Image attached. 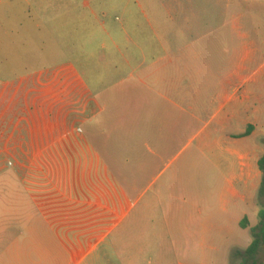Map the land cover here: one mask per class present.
Returning a JSON list of instances; mask_svg holds the SVG:
<instances>
[{
	"label": "rangeland",
	"instance_id": "374dc122",
	"mask_svg": "<svg viewBox=\"0 0 264 264\" xmlns=\"http://www.w3.org/2000/svg\"><path fill=\"white\" fill-rule=\"evenodd\" d=\"M230 68L225 131L252 126L246 147L205 126ZM263 68L264 0H0V217L17 229L33 205L62 243L93 200L102 225L82 248L102 264H264V247L244 257L260 187L239 182L264 149ZM166 96L200 102L166 109L174 137L152 123ZM156 132L169 143L155 158Z\"/></svg>",
	"mask_w": 264,
	"mask_h": 264
},
{
	"label": "crops",
	"instance_id": "0c3cea01",
	"mask_svg": "<svg viewBox=\"0 0 264 264\" xmlns=\"http://www.w3.org/2000/svg\"><path fill=\"white\" fill-rule=\"evenodd\" d=\"M244 48L246 54H237L236 57H239V59L244 62L242 66L241 63H239V73L248 74L247 59L249 60V54H247V46ZM262 48L263 46L261 49ZM261 49L259 48L258 51ZM261 69L262 67L254 71L255 75H259V73H261ZM231 70L232 68H230L223 78L219 80L222 81L221 86L223 93L218 94V98L220 99L217 103L218 109H216L213 115H211L205 126L216 123L218 127L221 129L223 128V133L221 135L223 140L227 139L230 144L233 143L238 146L244 144V147H246L250 146L249 143L254 137L255 132H251L248 135L246 134L244 138H235L231 135L232 131H225L228 126L232 125L233 120L231 117L233 115V104L231 99H226L227 91L231 87ZM257 81H259L261 83L260 85L264 87V77L261 79L257 78ZM218 87L219 84H217V88ZM173 88H180V86H174ZM175 91L179 92L178 94L184 95L183 93H180L184 92V90L177 89ZM160 92L168 95L165 91ZM161 98L164 99L166 104L163 107H156L158 110L161 109L158 112L162 115L158 112L153 114L152 123L157 132H165V129L170 132L171 137H174L178 134L180 126H177L178 121L173 122L175 123L176 128L169 125V117L167 114L168 108L178 109L179 107L184 106L199 107L200 102L198 100H193L191 103H184V99L182 97L176 98V100L171 99L170 96ZM198 98H200V91L198 92ZM256 99L264 100V96H257ZM172 112L178 111L173 110ZM192 119L200 120L198 116H195ZM192 119L189 121H192ZM170 128L172 130H170ZM157 132V138L159 139L158 142L154 143V147L149 146V153L155 158L159 156L160 152L165 147L166 142L169 143L167 138L168 133L159 134ZM198 134H200V132ZM142 154V164H146V156H148V154ZM263 154V147L252 146L247 161L242 162V166L246 174L244 178H240L239 182L241 188L246 192L254 191L256 188L261 186V174L256 168L259 166V160ZM245 158L246 157L244 155L240 156L241 160H244ZM144 168L145 167H143V170ZM88 202H90L91 205H86L83 209L84 211L80 212L76 218H74L72 222L65 227L66 230L69 227L70 231L66 234V236L64 231L62 243H57L54 227H49L48 217L41 220L38 213L34 211L35 207L33 205L28 209L18 207L19 210L14 213L16 215L14 218L16 222L19 223V228L17 229L12 226V221L6 214H9L8 210L6 213L4 212L3 218L0 217V264H102L103 262L101 256L96 255L93 257L96 245H92L85 253L82 248V246L87 244V240L91 239L94 233L98 231V228L101 227L102 217L104 215L102 205L98 208V206H93V200ZM247 212L245 214H247ZM38 221H42V226L39 225ZM241 222L242 221H240V225ZM242 228L244 227L242 226Z\"/></svg>",
	"mask_w": 264,
	"mask_h": 264
},
{
	"label": "trees",
	"instance_id": "16d2710c",
	"mask_svg": "<svg viewBox=\"0 0 264 264\" xmlns=\"http://www.w3.org/2000/svg\"><path fill=\"white\" fill-rule=\"evenodd\" d=\"M252 126H249V129L247 130V135L250 134ZM259 167L261 171L264 173V155L259 160ZM259 196L262 199V208L259 212L260 216V222L258 226L253 227L251 229V234L253 237L252 242L245 250V261L252 260L255 258V255L259 252L261 248L264 247V177L259 189ZM246 221L247 218L245 217L243 221L241 222V225L246 228ZM239 254V252H237Z\"/></svg>",
	"mask_w": 264,
	"mask_h": 264
}]
</instances>
